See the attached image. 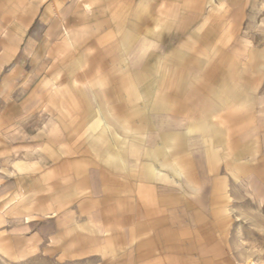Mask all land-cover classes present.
Returning a JSON list of instances; mask_svg holds the SVG:
<instances>
[{
    "label": "crops",
    "instance_id": "crops-1",
    "mask_svg": "<svg viewBox=\"0 0 264 264\" xmlns=\"http://www.w3.org/2000/svg\"><path fill=\"white\" fill-rule=\"evenodd\" d=\"M264 264V0H0V263Z\"/></svg>",
    "mask_w": 264,
    "mask_h": 264
},
{
    "label": "rangeland",
    "instance_id": "rangeland-1",
    "mask_svg": "<svg viewBox=\"0 0 264 264\" xmlns=\"http://www.w3.org/2000/svg\"><path fill=\"white\" fill-rule=\"evenodd\" d=\"M0 264H5V262H3V263H0ZM23 264H26V262L25 263H23ZM247 264H251V260L247 263Z\"/></svg>",
    "mask_w": 264,
    "mask_h": 264
}]
</instances>
